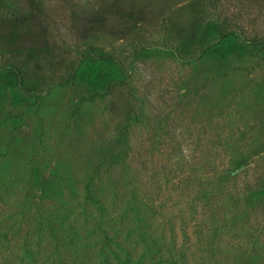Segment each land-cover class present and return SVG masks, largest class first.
<instances>
[{"label": "rangeland", "instance_id": "374dc122", "mask_svg": "<svg viewBox=\"0 0 264 264\" xmlns=\"http://www.w3.org/2000/svg\"><path fill=\"white\" fill-rule=\"evenodd\" d=\"M224 24L264 0H0V264H264V51Z\"/></svg>", "mask_w": 264, "mask_h": 264}, {"label": "trees", "instance_id": "16d2710c", "mask_svg": "<svg viewBox=\"0 0 264 264\" xmlns=\"http://www.w3.org/2000/svg\"><path fill=\"white\" fill-rule=\"evenodd\" d=\"M200 20H201V17H200ZM204 20H205V18H204ZM231 28H232L231 25H225L224 24V26L221 28L223 38H228V37H235V38L237 37L238 38L239 37L240 39H243L242 40L243 42L250 45V47H252L253 50L258 49V51H264V37L246 39L239 31L233 30ZM123 84L124 83H119V84L114 85V86L110 85L111 86L110 90H116L118 87L122 86Z\"/></svg>", "mask_w": 264, "mask_h": 264}]
</instances>
